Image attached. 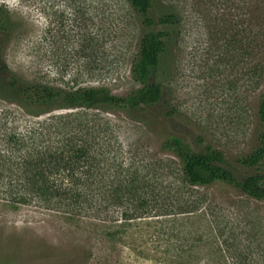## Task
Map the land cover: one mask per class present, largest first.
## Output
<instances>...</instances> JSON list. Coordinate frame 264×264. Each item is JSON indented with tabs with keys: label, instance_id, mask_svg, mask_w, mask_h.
<instances>
[{
	"label": "rangeland",
	"instance_id": "obj_1",
	"mask_svg": "<svg viewBox=\"0 0 264 264\" xmlns=\"http://www.w3.org/2000/svg\"><path fill=\"white\" fill-rule=\"evenodd\" d=\"M164 2L181 20L149 80L177 109L165 121L139 110L36 107L18 92L139 89L132 68L148 28L127 0H0L14 23L0 34V264H264V202L224 184L189 185L162 147L171 136L201 140L236 164L259 146L264 0ZM82 141L112 177H125L119 167L143 170L145 208L120 205L109 189L81 214L14 202L6 190L27 162Z\"/></svg>",
	"mask_w": 264,
	"mask_h": 264
},
{
	"label": "trees",
	"instance_id": "obj_2",
	"mask_svg": "<svg viewBox=\"0 0 264 264\" xmlns=\"http://www.w3.org/2000/svg\"><path fill=\"white\" fill-rule=\"evenodd\" d=\"M127 2L142 17L143 27L148 28L140 40L132 68L140 88L120 97L104 88L68 92L44 85L25 86L18 92L26 105L37 107L61 102V108L66 109L139 110L164 121L177 114V109L165 99L164 85L149 80L163 67L168 45L181 23L180 17L164 0ZM13 26L10 12L1 7L0 34L6 36ZM259 118L264 125V98L260 104ZM162 147L179 159L184 182L189 185L205 188L224 184L249 198L264 202V131L260 134L259 146L250 154L238 158L236 164L230 162L223 151L210 144L203 145L201 140L193 147L183 138L171 136L163 142ZM26 166L24 178L15 183L10 182L6 190L12 195H19L13 196L17 203L27 204L30 201L28 197H32L48 208H65L73 214L78 210L81 214L85 205L89 208L94 203L97 205L100 189H109L107 196L113 197L120 205H134L144 200L139 202V206L145 208L148 203L142 197L148 187L145 177L141 178L143 170L131 171L130 167H119L120 175L126 173L125 177H112V166L107 167L106 160L93 156L83 141L77 146L60 148L46 158L29 161ZM245 170H254L256 173L247 174Z\"/></svg>",
	"mask_w": 264,
	"mask_h": 264
}]
</instances>
